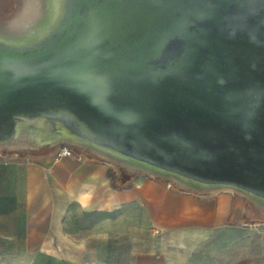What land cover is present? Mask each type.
Returning a JSON list of instances; mask_svg holds the SVG:
<instances>
[{
  "label": "water",
  "instance_id": "water-1",
  "mask_svg": "<svg viewBox=\"0 0 264 264\" xmlns=\"http://www.w3.org/2000/svg\"><path fill=\"white\" fill-rule=\"evenodd\" d=\"M66 140L264 219V0H18L0 149Z\"/></svg>",
  "mask_w": 264,
  "mask_h": 264
},
{
  "label": "crops",
  "instance_id": "crops-1",
  "mask_svg": "<svg viewBox=\"0 0 264 264\" xmlns=\"http://www.w3.org/2000/svg\"><path fill=\"white\" fill-rule=\"evenodd\" d=\"M54 155L0 158V264H264V222L237 192Z\"/></svg>",
  "mask_w": 264,
  "mask_h": 264
},
{
  "label": "rangeland",
  "instance_id": "rangeland-1",
  "mask_svg": "<svg viewBox=\"0 0 264 264\" xmlns=\"http://www.w3.org/2000/svg\"><path fill=\"white\" fill-rule=\"evenodd\" d=\"M18 0H0V17L1 16H7L9 14H11L14 10H15V6L17 5ZM80 144L73 142V141H60V142H56L54 143L52 146L49 147H43L41 149H28V148H2L0 149V158H14V157H18L16 159H21L20 157L27 155L29 153H34V152H40V151H47V150H53V152L55 153L56 150L60 147V146H67L68 148L71 149V151L76 154V153H84L86 155H89L90 157H92L93 159H97V160H101V161H106L109 162L112 165L117 166L120 169H123V167H121L118 163L110 161L106 158H103L101 156H97V155H93L87 151H84L82 149V147L79 146ZM136 172L141 173V174H145V175H152L153 173L150 172L149 170H137ZM166 182H170V180H165ZM173 185V184H172Z\"/></svg>",
  "mask_w": 264,
  "mask_h": 264
},
{
  "label": "built area",
  "instance_id": "built-area-1",
  "mask_svg": "<svg viewBox=\"0 0 264 264\" xmlns=\"http://www.w3.org/2000/svg\"><path fill=\"white\" fill-rule=\"evenodd\" d=\"M74 155L75 154L67 146H60L55 152L54 159H59L65 156L71 157Z\"/></svg>",
  "mask_w": 264,
  "mask_h": 264
},
{
  "label": "trees",
  "instance_id": "trees-1",
  "mask_svg": "<svg viewBox=\"0 0 264 264\" xmlns=\"http://www.w3.org/2000/svg\"><path fill=\"white\" fill-rule=\"evenodd\" d=\"M257 223H262V222H264V219H261V220H259V221H256Z\"/></svg>",
  "mask_w": 264,
  "mask_h": 264
}]
</instances>
